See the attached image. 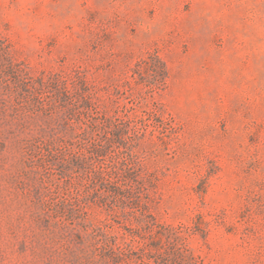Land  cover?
I'll return each mask as SVG.
<instances>
[{"label": "rangeland", "instance_id": "obj_1", "mask_svg": "<svg viewBox=\"0 0 264 264\" xmlns=\"http://www.w3.org/2000/svg\"><path fill=\"white\" fill-rule=\"evenodd\" d=\"M0 264H264V0H0Z\"/></svg>", "mask_w": 264, "mask_h": 264}]
</instances>
